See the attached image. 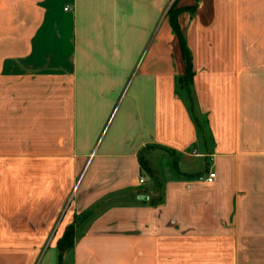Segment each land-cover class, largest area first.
Returning <instances> with one entry per match:
<instances>
[{
	"label": "crops",
	"instance_id": "0c3cea01",
	"mask_svg": "<svg viewBox=\"0 0 264 264\" xmlns=\"http://www.w3.org/2000/svg\"><path fill=\"white\" fill-rule=\"evenodd\" d=\"M7 79L45 144L0 148V264H264V0H0V128Z\"/></svg>",
	"mask_w": 264,
	"mask_h": 264
},
{
	"label": "rangeland",
	"instance_id": "374dc122",
	"mask_svg": "<svg viewBox=\"0 0 264 264\" xmlns=\"http://www.w3.org/2000/svg\"><path fill=\"white\" fill-rule=\"evenodd\" d=\"M1 85L4 87V92H8V94H4L3 100V127L0 128V148L3 149L5 155H8L4 157L5 168L11 169L18 161H27V158H21L18 155L26 153L29 145L35 144L36 149L43 150L45 142L42 136H36V138L40 137L39 139L37 138L36 142H32L31 144L28 142L27 119L23 117L27 114V111H22L19 107V103L23 102V96L16 98L17 94L14 93L15 89L19 86L18 81L7 79L3 80ZM9 92L11 93L9 94ZM183 93L185 95L188 94L186 89L183 90ZM200 118L204 124V128H206L204 123L205 118ZM24 119L25 121H23ZM203 144H206V146L210 145V140L206 139V143ZM165 155L169 157L167 153ZM158 166L165 176L173 173L170 170L172 164L166 159L161 158Z\"/></svg>",
	"mask_w": 264,
	"mask_h": 264
},
{
	"label": "trees",
	"instance_id": "16d2710c",
	"mask_svg": "<svg viewBox=\"0 0 264 264\" xmlns=\"http://www.w3.org/2000/svg\"><path fill=\"white\" fill-rule=\"evenodd\" d=\"M180 10H181L180 8H176V3H174L168 11L173 30L179 37L183 57L186 63V73L177 78V92L181 96H183L187 104V107L197 125L199 137L201 139H204L206 143V139H209L211 141V136H210L207 120L206 119L204 120V123L206 125V128H204L203 126L204 124L202 123L198 113L197 98L193 89L194 70H193L192 53L187 45L185 34L178 21V12H180ZM185 89L188 93L186 95L183 93V90ZM150 147L151 146H147L145 149H143V151H141V155H140L141 168L144 174H148L152 179H156L157 177L156 171L152 167L151 162L145 157V151H147ZM165 151H167L168 153L174 152V151H170L169 149H165ZM175 166L177 167L176 161H175ZM205 172L207 171L195 173V174H189L188 176L198 178L199 176L203 175ZM74 236H75V225L71 224L67 227L64 235L58 240V247L60 250L61 260L63 258V254L65 250H67L68 248L74 245V241H75Z\"/></svg>",
	"mask_w": 264,
	"mask_h": 264
},
{
	"label": "built area",
	"instance_id": "2783aa9c",
	"mask_svg": "<svg viewBox=\"0 0 264 264\" xmlns=\"http://www.w3.org/2000/svg\"><path fill=\"white\" fill-rule=\"evenodd\" d=\"M215 177H216V172L214 170H211L207 174H203V175L199 176V179L212 182L215 179ZM145 181H146V178L141 177L140 182L145 183Z\"/></svg>",
	"mask_w": 264,
	"mask_h": 264
},
{
	"label": "water",
	"instance_id": "95a60500",
	"mask_svg": "<svg viewBox=\"0 0 264 264\" xmlns=\"http://www.w3.org/2000/svg\"><path fill=\"white\" fill-rule=\"evenodd\" d=\"M138 199L141 200V201H148L149 200V195H147V194H140L138 196Z\"/></svg>",
	"mask_w": 264,
	"mask_h": 264
}]
</instances>
